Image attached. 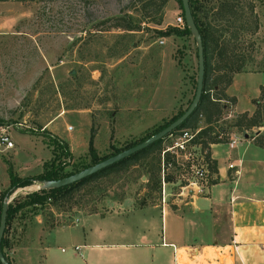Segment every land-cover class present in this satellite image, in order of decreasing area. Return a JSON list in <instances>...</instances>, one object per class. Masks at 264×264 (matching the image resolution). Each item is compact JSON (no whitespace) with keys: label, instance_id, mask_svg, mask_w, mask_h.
I'll use <instances>...</instances> for the list:
<instances>
[{"label":"rangeland","instance_id":"rangeland-1","mask_svg":"<svg viewBox=\"0 0 264 264\" xmlns=\"http://www.w3.org/2000/svg\"><path fill=\"white\" fill-rule=\"evenodd\" d=\"M201 1L203 11L212 16L221 0ZM227 1L233 4L236 18L228 19L223 34L234 38L231 44L236 46L237 59L243 61L240 71L257 73L238 77L246 83L236 92L238 107L246 110L250 103L244 93L253 96L259 84L264 85V0ZM146 2H0V135L6 134L13 143L10 149L0 144V190L8 187L9 165L20 177L40 174L45 165L61 164L64 171L80 169L90 163L91 136L96 154L110 155L188 106L197 74L195 43L190 35L159 33L170 26L182 30L177 0H168L159 13L148 9ZM127 15L137 30L115 26L117 18ZM159 16L160 24L151 22ZM212 23L217 30L225 25ZM173 97L175 108L163 112ZM227 113L215 127L223 126L228 135L242 133L230 127L235 117L225 119ZM258 130L247 134L253 136ZM51 136L68 146L70 157L54 159ZM168 143L166 139L162 146ZM195 151L199 155L198 148ZM138 162L117 166L88 182L71 203L47 202L16 214L9 223L7 240L23 221L28 229L36 224L37 216L48 229L77 211L103 214L154 205L160 208L162 204L176 211L187 202V188L196 180L190 169L177 165L162 174L150 155ZM156 171L160 182L153 189L148 182ZM38 190L37 183L18 188L10 202ZM232 252V247L206 249L194 256L195 251L185 255V264H232Z\"/></svg>","mask_w":264,"mask_h":264},{"label":"crops","instance_id":"crops-1","mask_svg":"<svg viewBox=\"0 0 264 264\" xmlns=\"http://www.w3.org/2000/svg\"><path fill=\"white\" fill-rule=\"evenodd\" d=\"M255 74L233 75L225 93L235 103L224 104L225 119L254 112L253 102L264 85L259 84L253 96L244 93L250 109L238 107L236 92L246 86L238 80L240 75ZM176 104L173 97L162 111L173 110ZM257 129L252 137L229 132L226 142L210 144V157L217 165V174L211 177L217 182L203 188L201 196L195 186L186 187L188 200L176 211L165 204L103 214L77 211L48 229L37 216L29 229L23 221L9 233L11 264H174V257L185 264L189 253L199 256L206 249L226 247L233 248L232 264H264V147L254 143L264 127ZM231 136L238 139L233 148L228 146Z\"/></svg>","mask_w":264,"mask_h":264},{"label":"trees","instance_id":"trees-1","mask_svg":"<svg viewBox=\"0 0 264 264\" xmlns=\"http://www.w3.org/2000/svg\"><path fill=\"white\" fill-rule=\"evenodd\" d=\"M4 1L8 0H0V2ZM167 2L168 0H147L145 5L146 7H148V9L153 10L155 13H159ZM177 2L179 4V9L183 17L184 26L182 30L177 27L170 26L165 31L159 32L161 36H191L189 29L185 24L181 0H177ZM189 7L195 25L197 26L202 38L205 68L201 98L193 113L180 126H178L174 131H172L168 135H166L164 138L156 141L147 148L140 150L139 152H136L131 156L111 166H108L86 178L81 179L80 181L57 189L34 191L26 194L20 200L13 199V201L8 204L6 215V227L1 240L2 254L10 264L11 262L7 255V248L9 247V242L7 240V232L9 228V223L16 216V214L23 212L31 207H41L47 202L51 205H56L60 201L71 203L75 193L81 191V189L88 182L93 181L94 179L103 175L107 171H111L117 166L138 165V161L141 160V158L146 157L147 155H150L152 157L153 161L156 163V167H158L157 169H160L163 142L168 139L171 135H174L183 129H190L192 131L198 130L195 136L193 137L191 143L199 145L201 152H203L204 154L208 169V184H215L217 182L216 178L211 177L212 175L217 174V165L216 162L210 157L209 147L212 143L226 142L228 139V131H226V128L222 126L219 130V128L217 129L215 125L218 123V121H220L223 115V111L226 110L224 104L227 105L226 103H229L233 105L235 103V99L233 97H229L225 93V90L231 84L233 75L239 72L243 67V61H241L242 59H237L236 46H232L231 44V41H233L234 38H226L223 34V32H227L223 27H226L227 23L229 22L228 19L231 20L232 18H236V12L233 9V4H231L227 0H221L215 6V8L212 9L214 10L212 16H208V13H205L203 11V3L201 0H189ZM209 17H211L212 19H209ZM160 21L161 16H159V18H154L153 20H151V22L155 24H160ZM212 21L223 22L225 23V25H222L221 28L217 30L216 25L213 24ZM115 26L120 27L124 30H137V26L133 23L132 18L128 15L117 18ZM195 52L197 58L196 46ZM253 103L255 104L254 112L251 115H248L245 112L236 115L234 120L230 124L231 128H234L236 131L246 134L247 132H251L252 129L262 126L264 122V87L260 88L259 96L256 100H254ZM184 110H179L177 113L173 114L168 120L156 126L150 134L134 142H131L130 144L126 145L124 149H127L148 138L150 135L158 132L159 130L167 126L169 123L174 121L178 116H180ZM200 122H203V127H199ZM254 143L257 146L264 147V134H259L255 136ZM50 144L53 145L54 159L61 156L70 157L68 146L58 138L51 136ZM124 149H116L110 155L98 156L92 146L91 136L88 145V155L90 158V163L84 165V167L80 169L64 171L65 167L61 166V164L54 166L50 165L49 168L47 167V165H45L43 167V172L40 174L34 176L20 177L13 171L12 166L9 165L7 170L8 187L4 191L0 190V211L4 198L6 196L9 197L16 189L30 186L34 183L38 184L40 180H57L65 178L90 165L101 162ZM164 161L165 163L171 162V167H177L176 162L171 159L168 154L165 155ZM158 173L159 171H156L153 175L154 179L152 180L151 178V180H149L148 182L150 184L151 181V187L153 189L155 188V186H157V182H160V177ZM148 187L150 186L148 185Z\"/></svg>","mask_w":264,"mask_h":264},{"label":"water","instance_id":"water-1","mask_svg":"<svg viewBox=\"0 0 264 264\" xmlns=\"http://www.w3.org/2000/svg\"><path fill=\"white\" fill-rule=\"evenodd\" d=\"M181 5H182L183 14H184L185 24L188 27L189 32L194 40L196 51H197V74H196V81H195V89H194V94L191 99V102L189 103L187 108L174 121L169 123L167 126L162 128L158 132L150 135L148 138L144 139L143 141L127 149H124L113 156L106 158L105 160L101 162L90 165L65 178H61L57 180H40L38 182L39 190H50V189H57L63 186H67L69 184L80 181L83 178H86L108 166H111L121 161L131 156L132 154L147 148L148 146L155 143L156 141L164 138L166 135H168L169 133L174 131L178 126H180L193 113V111L195 110V108L197 107L200 101L202 89H203V79H204V72H205L203 45H202L201 35L199 33L197 26L195 25V22L191 14V10L189 7V0H181ZM244 136L247 137V133L244 134ZM11 199L12 198H10V196L9 197L6 196L4 198L2 202V206H1V211H0V263L1 264H10L2 254L1 240H2L4 230L6 227L7 209H8V204L10 203Z\"/></svg>","mask_w":264,"mask_h":264},{"label":"built area","instance_id":"built-area-1","mask_svg":"<svg viewBox=\"0 0 264 264\" xmlns=\"http://www.w3.org/2000/svg\"><path fill=\"white\" fill-rule=\"evenodd\" d=\"M160 43H163V41L161 40ZM197 131L198 130L192 131L190 129H183L168 138L169 143L163 147L161 152V172L164 174V171L171 167V162L165 163L164 161L165 155L168 154L178 166H186L188 170H191L196 180L190 183V185L196 187V192L202 193L203 188L208 186V169L203 152L199 149V145L191 143ZM237 140L235 136L230 137L228 146L233 148ZM0 144H2L5 149L13 147L12 141L6 134L0 135ZM197 148L199 155H197L195 151ZM229 168H233V165H229ZM77 249L78 247H75V250ZM174 264H179L177 257H174Z\"/></svg>","mask_w":264,"mask_h":264}]
</instances>
